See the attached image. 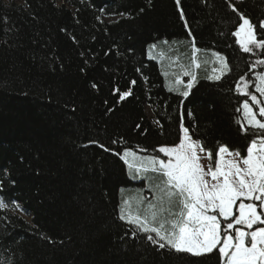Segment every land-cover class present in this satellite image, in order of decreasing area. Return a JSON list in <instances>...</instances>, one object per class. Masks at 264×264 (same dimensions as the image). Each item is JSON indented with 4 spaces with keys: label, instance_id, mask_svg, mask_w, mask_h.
<instances>
[{
    "label": "trees",
    "instance_id": "1",
    "mask_svg": "<svg viewBox=\"0 0 264 264\" xmlns=\"http://www.w3.org/2000/svg\"><path fill=\"white\" fill-rule=\"evenodd\" d=\"M243 21L262 48L239 45ZM263 23L264 0H0V264H222L125 218L143 193L122 157H158L183 127L212 162L264 140L241 111L264 72ZM213 51L227 64L215 81ZM167 57L201 65L185 95L166 86Z\"/></svg>",
    "mask_w": 264,
    "mask_h": 264
},
{
    "label": "rangeland",
    "instance_id": "2",
    "mask_svg": "<svg viewBox=\"0 0 264 264\" xmlns=\"http://www.w3.org/2000/svg\"><path fill=\"white\" fill-rule=\"evenodd\" d=\"M236 37L244 50L263 47L255 41L246 21L242 22ZM153 48L149 51V57L162 67L167 52L162 53ZM168 58L173 66L179 68L169 70L173 83L166 82V86L185 95L186 90L195 84L191 78L195 72L192 69L198 70L200 65L196 60L192 66L189 62L181 64L180 61L178 64ZM203 68L209 70L208 79L211 81L219 80L227 73V64L220 55L208 57ZM255 79L252 102H245L242 106L243 119L248 126L264 128V72L256 75ZM242 91H247L245 86ZM254 107L259 108L257 112ZM182 133L178 146L162 150V162L141 154L126 153L123 156L130 178L140 183L143 193L142 203L140 199L132 198L122 202L123 214L129 216L130 222L141 224L144 228L154 227L157 231H164L168 236L156 233L173 249L191 254L209 253L218 245L221 238L218 228L223 219L228 222L229 229L234 230V235L230 233L220 249L224 260L230 252L225 264H264V224H261L258 215L260 207L264 218V143L251 144L246 159L229 154L222 148L213 166L200 143L193 140L184 129ZM158 166L163 172L164 169L169 171L164 174L168 187L153 174V168L157 169ZM152 210L167 217L163 219H167L165 224L150 223V219L144 215H149ZM159 218L162 219V215ZM155 219V216L151 217V220ZM177 224H181L180 229L174 234L172 226ZM250 228L252 230H246ZM247 237L250 238L251 247L245 245Z\"/></svg>",
    "mask_w": 264,
    "mask_h": 264
},
{
    "label": "bare ground",
    "instance_id": "3",
    "mask_svg": "<svg viewBox=\"0 0 264 264\" xmlns=\"http://www.w3.org/2000/svg\"><path fill=\"white\" fill-rule=\"evenodd\" d=\"M210 55H212L213 57H216V56H218L219 55V53L218 52H212ZM211 56V57H212ZM218 58V57H217ZM189 64H192V61H189ZM204 65V64H203ZM197 66H198V64H197ZM201 66V65H200ZM192 71H195V72H193L192 74H191V78L192 79H194V82L193 83H195L196 82V75H195V73H196V71H197V69H192ZM155 218L158 220V218L155 216ZM159 222H161V220L159 221Z\"/></svg>",
    "mask_w": 264,
    "mask_h": 264
}]
</instances>
